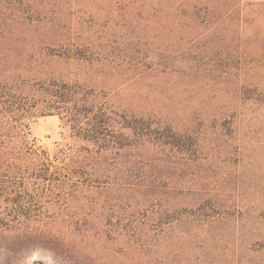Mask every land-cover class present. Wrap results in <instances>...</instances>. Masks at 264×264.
I'll list each match as a JSON object with an SVG mask.
<instances>
[{
	"label": "rangeland",
	"instance_id": "1",
	"mask_svg": "<svg viewBox=\"0 0 264 264\" xmlns=\"http://www.w3.org/2000/svg\"><path fill=\"white\" fill-rule=\"evenodd\" d=\"M191 1L0 0V80L78 81L116 107L197 136L209 159L198 160L187 181L211 183L227 210L171 222L158 213L139 217L149 242L167 245L155 248L162 260L146 247L139 255L124 236L120 193L54 158L79 143L58 115L38 116L29 140L53 164L25 170L24 179L1 177L0 188L19 200L11 204L17 213L41 219L35 226L68 234V264H264V0L215 2L207 23ZM236 109L243 123H228ZM45 174L71 179L45 181ZM40 244L18 259L0 247V264H57L51 246Z\"/></svg>",
	"mask_w": 264,
	"mask_h": 264
},
{
	"label": "trees",
	"instance_id": "2",
	"mask_svg": "<svg viewBox=\"0 0 264 264\" xmlns=\"http://www.w3.org/2000/svg\"><path fill=\"white\" fill-rule=\"evenodd\" d=\"M220 1L227 6L236 5L235 0H194L190 4L194 9L201 4L197 15L201 14L203 23H207L216 15L210 9L212 4ZM222 20L224 17L219 19ZM238 113L236 109L228 114V123H243L241 118L237 119ZM49 114L58 115L68 137L79 143L76 149L71 145L59 149L54 158L76 165L82 177L94 182L93 186L98 188V184L103 191L115 189L114 192L120 193L124 200L121 215L124 236L127 242L133 241L136 250L139 248V255L146 247L162 260L165 257L155 248H167L158 238L149 242L147 234L139 229V217L146 219L158 213L163 221L171 219V222L177 215L191 218L227 211L218 202L217 189L211 183L203 187L192 179L187 181L189 174L196 172L197 161L209 159L201 153L203 145L197 136L180 134L152 116L116 107L109 103L107 94L86 84L52 77L39 81L19 76L0 80V178L24 179L30 175L25 170L34 167L49 171L53 158L30 143L28 131L32 120ZM240 142L239 136L234 139L236 147ZM225 146L229 143L225 142ZM16 170L23 171L14 173ZM64 178L71 179L67 174L42 177L58 182ZM50 191L48 188L45 195ZM180 197L187 198L182 199L186 203H179ZM11 204L19 205V200L11 199L10 192L0 188V247L12 254L8 257L18 259L31 251L32 242H40L41 246H51L59 258L57 264H68L71 259L68 234L57 233L53 227L44 228L45 223L41 228L35 226L34 222L41 219L17 213Z\"/></svg>",
	"mask_w": 264,
	"mask_h": 264
}]
</instances>
